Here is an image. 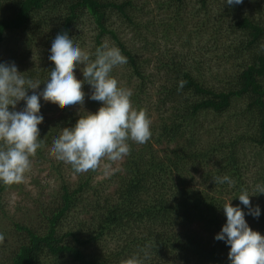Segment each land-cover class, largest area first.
Segmentation results:
<instances>
[{"label": "trees", "instance_id": "16d2710c", "mask_svg": "<svg viewBox=\"0 0 264 264\" xmlns=\"http://www.w3.org/2000/svg\"><path fill=\"white\" fill-rule=\"evenodd\" d=\"M136 1L0 0V57L3 48L12 54L26 50L22 62H13L26 78L41 84L37 92L43 90L54 68L49 56L56 35L67 30L84 50L82 41L87 36L81 33L94 29L96 50L111 37L127 57V64L113 73L128 79L127 86L139 80L132 102L138 110L149 108L141 96L147 90L146 64L134 42H124L113 27L117 14L131 28L134 40H142L141 50L167 46L164 55L171 61L168 67L174 76L164 91L166 108L157 111L159 122L152 125L150 139L143 144L128 141L123 170L110 178L115 192L105 195L108 187L96 182L97 168L85 173L72 168L79 176L74 185L60 175L52 200L38 204L40 217L14 224L16 246H4L0 264H122L133 255H139L144 264L147 260L152 264H230V246L215 239L226 224L222 206L229 201L244 208L250 227L264 235V194L255 191L256 185L264 184V0H252L253 14L258 16L241 17L237 11L243 4L218 9L214 6L218 0H197L207 17L199 20L197 29H201L192 32H185L184 15L193 0L160 1L159 7L168 14L158 22H148L149 13L142 16L144 8L139 9ZM224 17L231 24H221L226 33L222 29L221 35L203 32L214 19ZM178 29L179 36L172 33ZM202 35L209 39L193 53L191 47L195 41L202 42ZM155 37L158 45L152 42ZM223 58L230 80L209 83L208 64ZM85 85L84 91L90 86ZM88 102L94 110L102 106V102ZM19 105L24 107L25 102ZM41 114V147L30 159L46 160L43 154L53 137L74 126L87 111L79 115L72 105L41 98ZM223 176H229L233 184L215 183V178ZM10 186L0 183V199ZM241 189L254 195L251 202L253 207L260 206L259 218L247 215V207L238 198ZM195 223L215 233L203 237L193 231ZM137 235L140 254L126 245ZM122 242V252L116 253Z\"/></svg>", "mask_w": 264, "mask_h": 264}, {"label": "clouds", "instance_id": "9594fccd", "mask_svg": "<svg viewBox=\"0 0 264 264\" xmlns=\"http://www.w3.org/2000/svg\"><path fill=\"white\" fill-rule=\"evenodd\" d=\"M243 2L226 0V5ZM50 52L49 60L54 63V68L39 92L35 90L41 84L26 78L14 62L0 63V183L5 185L17 184L24 179L31 166L30 158L41 147L38 127L44 121L41 98L62 106L83 105L85 83L91 86L89 98L102 102V106L95 113L87 111L74 126L63 128L59 136L53 137L50 150L57 159L70 164L74 172L84 173L96 169L104 158L113 162L122 159L130 150L129 140L143 144L152 135L146 112L133 107L132 90L120 87L111 75L116 66L128 62L118 47L105 43L91 60L65 30L56 35ZM80 65H84L82 80L75 73ZM29 90H33L32 95L28 94ZM21 101L25 106L17 111ZM215 183L231 186L233 181L229 176H223L215 178ZM255 191L264 194V184L256 185ZM252 196L248 189H241L238 198L247 207V215L259 218L261 208L252 206ZM222 207L227 221L215 239L230 246V264H264V235L250 227L240 205L233 206L231 201ZM122 264H144V261L139 255H133Z\"/></svg>", "mask_w": 264, "mask_h": 264}, {"label": "rangeland", "instance_id": "374dc122", "mask_svg": "<svg viewBox=\"0 0 264 264\" xmlns=\"http://www.w3.org/2000/svg\"><path fill=\"white\" fill-rule=\"evenodd\" d=\"M160 1L162 0H138L136 1V4H138L139 9L144 8V15L149 13L147 15L148 22H150L152 19H156L157 22L161 21L168 13L162 10L159 7ZM215 3V7L218 9L220 7H225L226 0H223L220 2ZM259 1V0H258ZM262 3V2H261ZM260 3V4H261ZM253 3L252 0H246L242 7L237 11V15L239 17L241 16H258L253 14L252 7ZM201 4L197 0H193L189 2V8L187 10L188 13L184 15V28L185 32H192V31H198L200 29H197L199 26V20L203 17H207V14H205L204 11L200 8ZM226 12L225 10L223 11ZM255 12V11H254ZM231 13V12H230ZM229 14V13H228ZM193 15H197L195 18H190ZM119 14L115 15L113 18L114 28L120 32L121 36L124 38V42L127 41H133L134 45L137 46V50L139 51V56L142 62H145L146 64V77H147V90L144 95L141 94V96L144 98L147 106L149 108H146L144 111L146 112L148 118L151 121V127L154 124H158L159 122V113L157 111H162L166 106L164 104L162 105L164 96L166 93V89H169L170 87V81L173 80V74L171 72V67H168L171 63L170 60H167V57L164 55L166 45H161L160 49L157 51H154L153 48L150 47V51L148 50H141L143 42L141 41H135L134 39L136 36H133V32L130 30L131 28L124 23V20L122 18L118 17ZM226 17L222 18V20L218 21L217 19H214L213 23L208 25L209 27H206V29L203 30V32H207L210 36L213 34H218V31L220 35L222 34L220 31L226 33V27L230 26V22ZM116 21V22H115ZM221 24L225 25L226 27H221ZM179 28H182L179 27ZM177 33L179 36L181 33V30H172V33ZM82 35L87 36L83 38L84 42V51L90 56V59L92 60L95 56L96 45L94 42V36L96 32H94V29H87L83 30ZM204 35H202V42H194L195 44L192 45L191 51L193 53L199 52V48H201V44L206 42L209 39V36L207 35L205 38H203ZM152 42L154 44L158 43V38H152ZM106 43L109 46H116L115 41L109 37L106 39ZM119 48V47H118ZM26 50H21L17 52L16 54L7 53V48H3L2 54L0 57V63H12L13 59H16L17 63L22 62V54ZM177 51H179V47H177ZM225 59H221L219 62H214L208 64L210 67L209 69H212L209 76H207V81L214 85H217L222 78H225L226 80H230L231 75L227 74L226 71L228 69L227 66H223V61ZM32 61V60H31ZM15 63V62H14ZM220 66L221 70L217 69V67ZM84 65H80L75 72L78 79H83V73L82 68ZM121 65L116 66L113 70L111 75L115 77L119 83L120 87L131 89L133 94L136 93L139 90V87H137V84H140V81L138 80L135 85L127 86V83L129 82L128 79L121 77L120 75L116 76V74L113 73L120 71ZM218 74L220 76H218ZM86 84V83H85ZM86 85H84L85 87ZM88 90H91V86L88 87ZM85 90V100L83 105L76 104L72 105V109H76V111L79 112V115L82 113L84 114L85 111L93 112L95 113L98 111V109L101 106H98L97 109H92L88 105V101L91 99H87L88 96L91 95V92ZM90 93V95H89ZM133 107L137 109V106L132 102ZM85 107H88V110L85 109ZM23 106L17 105L16 110H22ZM150 109H153L152 112H150ZM138 110V109H137ZM212 120V119H210ZM227 121V120H226ZM213 122V121H212ZM53 143V142H52ZM52 144L48 149L45 150L43 156L46 158L43 159V157L32 158L31 159V166L30 169L26 172L24 179L17 184L11 185L4 194L1 196L0 199V235L3 236V239L0 240V255H2L4 251V246L7 248L16 246V241L18 236L15 235L14 230V224L15 223H24L28 222L30 219L34 217H40L39 214H37V209L39 208V205L43 200H46V203L50 202L52 199L51 194L58 189L61 175L64 178H67L71 184H75L78 181L79 176L74 174L71 169L72 167L69 166L70 164L65 163L64 161H61L56 158V155L50 150ZM156 148L162 149L163 146L157 145ZM253 148V147H252ZM252 148H248L247 152L251 151ZM128 154L125 155L122 159L118 161H110L107 158H104L101 160L100 164L97 167V177L96 182H100L101 185L106 189V194H113L116 189V184L110 179L114 174L117 172H122L124 163L126 162ZM65 166L68 168H65ZM85 173V172H84ZM118 178V177H117ZM38 201V202H37ZM37 202V203H36ZM230 202V201H229ZM38 205V206H37ZM234 206V205H233ZM35 219V218H34ZM227 219V217H226ZM249 222H252L251 220L246 219ZM37 221V220H35ZM256 224V223H255ZM250 225V224H249ZM251 226V225H250ZM264 227V225H263ZM193 231L197 232V234H200L203 237L210 238L211 235H213L215 232L212 230H205L202 225L195 223L192 227ZM148 233H146L144 236H147ZM150 239H153L154 236L149 237ZM140 236H136V238L132 239L130 242H128L126 245H130L131 249L135 252L140 254ZM170 245H175L176 243L170 242ZM123 245L121 248L120 246ZM125 244L122 242L118 247L115 248V252L120 253L122 252ZM120 248V249H119ZM119 249V250H118ZM7 250V249H6ZM91 250V249H90ZM94 250V249H93ZM92 252V250H91ZM176 256H172V260ZM123 260V259H122ZM158 261V260H157ZM172 261L170 260V263ZM146 264H150L151 262L147 260L145 262ZM152 264V263H151Z\"/></svg>", "mask_w": 264, "mask_h": 264}]
</instances>
